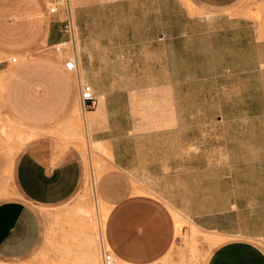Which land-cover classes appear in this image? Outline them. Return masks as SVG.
<instances>
[{"label": "rangeland", "instance_id": "obj_1", "mask_svg": "<svg viewBox=\"0 0 264 264\" xmlns=\"http://www.w3.org/2000/svg\"><path fill=\"white\" fill-rule=\"evenodd\" d=\"M17 1L0 0V61L6 62L0 70V201L15 199L29 204L38 217L39 237L28 254L0 258V264H99L100 245L107 248V242L112 249L107 219L115 205L131 195L153 201L157 197L147 190L148 180L119 174L111 164L110 146L119 150L126 146L132 158H138L141 139H136L137 134L171 126L173 100L169 88L157 85L168 76L177 81L181 110L190 111L193 137L211 139L214 146L221 142L228 158H238L235 165L216 158L213 165L230 174L223 179L227 183L219 187L227 194H213L211 204L204 203V195H197L196 213L202 208L219 211L236 199L239 207L228 206L232 211L222 213L226 229L246 228L264 236V0H239L232 9L235 11L227 12L243 18L244 25L238 30L231 28L235 23L210 21L212 14L199 9L207 20L205 26L191 25L195 34L184 35L178 43L145 42L140 57L132 60L116 48L109 53L108 42L113 44L119 35L110 36L107 29L139 25L142 16L155 9L153 3L65 0L71 12L77 55L79 52L81 58L84 47H104L99 52L104 62L110 57L106 68L111 76L100 78L118 79L92 82L102 67H85L82 63L76 72L79 81L89 82L94 96L116 93L107 99L117 127L112 142L94 140L95 131L105 127L104 120L99 118L90 124L91 114L81 108L77 96L76 76L62 66L65 52L53 51L46 40L48 29L51 34H59L56 28L64 18L63 7L49 16L44 0H34L40 17L31 19L16 13L13 3ZM179 2L185 8V1ZM147 22L148 26L160 24L155 18ZM72 39L64 42L71 43ZM11 57H15L14 62ZM229 58L243 61L239 67L245 70L254 64V70L237 77L226 75L224 67ZM130 62L142 66L137 68ZM74 106L86 122L75 121L71 113ZM101 108L100 99L96 114ZM218 114L222 121H215ZM130 127L126 136L125 129ZM97 144L103 148L89 154L88 147ZM235 166L236 171L231 168ZM162 182L170 184V179ZM163 188L171 190L169 185ZM163 205L169 226H160L157 221L150 228V236L167 240L166 246L158 257L142 264H205L218 236H210L212 230L196 228L187 216L165 202ZM80 207L83 212H79ZM169 209L179 231L176 235ZM129 212H123L124 216L138 215ZM207 222L220 220L213 217ZM147 230L135 226L128 232L142 238ZM253 242L264 250L260 238ZM92 248L98 253L96 262L91 259Z\"/></svg>", "mask_w": 264, "mask_h": 264}, {"label": "crops", "instance_id": "obj_2", "mask_svg": "<svg viewBox=\"0 0 264 264\" xmlns=\"http://www.w3.org/2000/svg\"><path fill=\"white\" fill-rule=\"evenodd\" d=\"M126 0H114L113 2H124ZM129 1V0H128ZM133 2L150 1L154 4L155 9L150 10L146 16H142L139 25L126 28H110L107 29L108 35L118 34L114 39V43L108 42L110 49L116 48L117 51H124L125 56L129 60L139 58L143 43L155 41L157 44L164 42L178 43L179 38L184 35L195 34L191 25L197 26L201 23L205 26L207 18L200 15V10L209 11L212 15L210 21L235 23L231 28L240 29L243 24V18L235 15H228V11L232 10L239 0H190L191 3L185 4V8L179 0H131ZM44 3V2H43ZM15 11L18 14H26L31 19L40 17L38 6L34 0L29 3L25 0L14 2ZM45 8V6H44ZM200 9V10H199ZM230 9V10H229ZM236 9V7H235ZM154 11V12H153ZM49 15V14H48ZM54 15V14H53ZM51 16V15H49ZM204 17V18H203ZM155 18L159 21V26H148V19ZM221 20V21H220ZM38 24V21L36 22ZM222 29V28H220ZM219 29V30H220ZM56 31L58 32L57 28ZM58 35L51 34L48 29L46 32V40L50 41V45L63 42L64 34L58 32ZM199 33V32H198ZM132 36H136L131 38ZM100 39V38H99ZM111 39H113L111 37ZM110 41V38L109 40ZM100 41L97 39V43ZM243 45V40L239 42ZM105 45V44H104ZM240 46V48H241ZM123 47V48H120ZM52 48V47H51ZM104 47H94L91 49L82 48L81 58L79 52L73 51V57L76 59L77 68L82 63L83 66H91L92 68H101L97 70L92 82H113L116 78H100L101 76L110 77V72L106 68L111 63L110 57L108 62L101 57L99 51ZM238 48V47H237ZM54 51V50H53ZM131 52V54H129ZM75 53V54H74ZM77 55V57H76ZM123 54L120 53L119 57ZM136 57V58H135ZM61 59V63H62ZM5 61H0V70L4 69ZM239 62L232 58L227 59L224 71L226 75H235L244 71H253L254 64L251 69H243L239 67ZM132 66L141 67L142 64L129 63ZM242 68V69H241ZM167 70L169 68L167 67ZM95 71V70H94ZM89 83L88 81H85ZM158 86L167 85L173 100V121L171 126L143 131L136 135V139H141L139 145L141 151L138 158H132L131 151L128 147L123 150L111 145V164L118 170L119 174L125 178H142L148 180L147 190L154 191L156 194L155 201L146 196L131 195L122 202L115 205L107 219V233L112 249L106 242L107 248L118 258V264H142L158 257L164 250L167 240H159L150 236V228L155 227L158 222L160 226L168 227V217L164 208V202L171 208L181 212L187 216L191 223L198 229L201 228L212 230L208 234L210 236H218L216 242L211 245L213 248L209 252L205 264H264V250L253 239L260 238V242L264 244V236L260 233H253L246 228L229 230L226 229L227 224L222 223L221 219L227 212L228 206L239 207V202L233 199L226 208L219 211H211V208H202L197 211V195H204V203L211 204V196L213 194H227V191L219 190L223 181L230 176L229 173L220 172L219 167L213 165L218 159H227L231 165L237 164L238 158H228V152L222 148L221 142L216 146L212 145L211 139H196L192 135L194 129L191 122L190 111H182L178 105L179 89H177V81L172 76L167 79L157 81ZM91 86V85H90ZM93 91V88H92ZM107 94L104 92L96 97L97 102L92 110L86 112L91 114L90 124L96 122L97 119L103 118L105 127L95 131L94 140L105 141L115 138L113 131L117 127L113 121L115 117L111 112L107 99L117 96L116 93ZM78 96V94H77ZM162 97H164L162 95ZM102 101L101 111L96 114V108L99 101ZM117 110V108H116ZM237 114V110L235 111ZM254 116L253 113H251ZM219 118V120H218ZM234 119V118H232ZM215 121H222L221 114L215 115ZM208 122H204L206 125ZM130 128H126L125 134L128 136ZM132 135V134H131ZM225 146V145H223ZM223 152V153H222ZM237 169V166L231 167ZM234 171V172H235ZM170 179V184L162 181ZM213 184H216L213 186ZM169 185V192L163 191V187ZM232 193H237L231 191ZM185 195L187 198L185 199ZM182 196V197H181ZM170 208V207H169ZM137 213V216L125 217L123 212ZM130 213V212H129ZM140 213L142 216H140ZM171 215L174 234L176 235L178 228L175 230L174 219ZM219 219L220 222L210 223L207 220L211 218ZM158 221V222H157ZM157 222V224H156ZM141 226L147 228L146 237H140L128 232L132 227ZM247 227V224H242ZM230 236H235L230 238ZM39 237V221L34 209L21 200H3L0 201V258L16 259L28 254L36 245ZM230 238V239H228Z\"/></svg>", "mask_w": 264, "mask_h": 264}, {"label": "built area", "instance_id": "obj_3", "mask_svg": "<svg viewBox=\"0 0 264 264\" xmlns=\"http://www.w3.org/2000/svg\"><path fill=\"white\" fill-rule=\"evenodd\" d=\"M45 11L49 15L56 14L58 12V7H63L64 10V18L60 20V24L57 27L58 32L66 35L67 39L64 41H69L71 39V34L73 30V24L70 20L69 11L66 7L65 0H44ZM63 41V42H64ZM62 42L53 44L51 47L54 51L63 50L65 53L62 57V66L65 70L69 72H73L76 76L77 72V64L76 60L73 57L70 47L63 46ZM70 45V43H69ZM72 54V56L70 55ZM11 62L15 61V57L10 58ZM77 83V94L78 99L82 109H90L93 108L96 102V98L93 94L92 88L89 83L85 81H79L76 76ZM99 264H118V258L104 246L100 245L99 251Z\"/></svg>", "mask_w": 264, "mask_h": 264}, {"label": "bare ground", "instance_id": "obj_4", "mask_svg": "<svg viewBox=\"0 0 264 264\" xmlns=\"http://www.w3.org/2000/svg\"><path fill=\"white\" fill-rule=\"evenodd\" d=\"M187 4H189L188 3V1L187 0H184ZM68 3H69V0H68ZM66 4V3H65ZM66 7H67V9H68V11H69V15H70V20H71V12H70V9L68 8V6L66 5ZM72 37H73V39H72ZM71 39H72V42L70 43V42H62L61 44L63 45V46H68V47H70V49L73 47V51L75 52L76 51V43H75V39H74V34H73V30H72V34H71ZM70 39V40H71ZM69 40V41H70ZM69 43H70V45H69ZM64 52V51H63ZM75 54V53H74ZM75 59V58H74ZM76 60V59H75ZM95 98H96V96H95ZM96 102H97V99H96ZM96 102H95V105H96ZM94 105V106H95ZM94 106H93V108H94ZM84 110V109H83ZM84 111H87V110H84ZM71 113L74 115V119H75V121L77 120L78 121V123L80 122H82V120H83V122H86L85 120V118H84V116H83V118L81 117V115H80V113H79V111H78V107L77 106H74V107H72V109H71ZM83 115H84V113H83ZM75 131V130H74ZM75 134V133H74ZM77 134V133H76ZM103 147H101V145L99 146L98 144L97 145H95L93 148H89L88 147V153L89 154H91V152L92 151H96V150H101ZM79 212H83V208L82 207H80L79 209ZM88 210H84V213L85 214H87L88 215ZM102 222V221H101ZM99 223V222H98ZM100 229H101V227H100ZM179 232V231H178ZM101 233V232H100ZM103 240V239H102ZM90 248V247H89ZM87 252H89L90 253V251H89V249H88V251ZM91 252H92V254L94 255L91 259L93 260V261H97V256H98V253H97V251H96V249H94V248H92L91 249ZM88 253V254H89ZM91 257V256H90Z\"/></svg>", "mask_w": 264, "mask_h": 264}]
</instances>
